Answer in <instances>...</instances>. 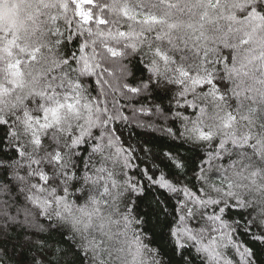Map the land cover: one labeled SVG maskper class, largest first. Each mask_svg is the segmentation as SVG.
<instances>
[{"label": "trees", "instance_id": "1", "mask_svg": "<svg viewBox=\"0 0 264 264\" xmlns=\"http://www.w3.org/2000/svg\"><path fill=\"white\" fill-rule=\"evenodd\" d=\"M0 264H264V0H0Z\"/></svg>", "mask_w": 264, "mask_h": 264}]
</instances>
